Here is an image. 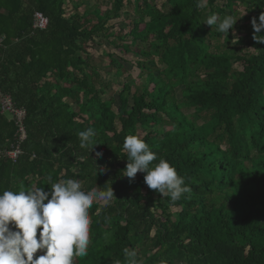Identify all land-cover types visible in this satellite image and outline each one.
Returning a JSON list of instances; mask_svg holds the SVG:
<instances>
[{
  "label": "trees",
  "instance_id": "trees-1",
  "mask_svg": "<svg viewBox=\"0 0 264 264\" xmlns=\"http://www.w3.org/2000/svg\"><path fill=\"white\" fill-rule=\"evenodd\" d=\"M131 4L139 22L123 35L122 24L111 32L108 23ZM165 6L0 0V95L24 111L25 132L20 156H3L15 145L16 127L0 112V192L49 191V176L51 183L77 179L85 190L111 185L116 199L94 202L88 255L74 264H127L125 248L142 264H264V43L253 39L251 25L264 0H166ZM237 7L242 18L228 35L204 23L213 13L218 23L237 18ZM35 12L47 19L44 30L32 29ZM110 37L136 57L145 76L138 86L127 76L116 96L104 99L113 84L87 48ZM102 55L107 72L125 74L124 60ZM175 86L182 87L179 98ZM88 128L99 143L90 153L78 136ZM129 134L167 159L191 192L173 202L147 187L145 173L123 176ZM96 165L106 171L97 173Z\"/></svg>",
  "mask_w": 264,
  "mask_h": 264
},
{
  "label": "clouds",
  "instance_id": "clouds-1",
  "mask_svg": "<svg viewBox=\"0 0 264 264\" xmlns=\"http://www.w3.org/2000/svg\"><path fill=\"white\" fill-rule=\"evenodd\" d=\"M198 6L202 4L198 3ZM218 20V15L213 13L204 23L211 27L218 24L217 30L228 35L238 19L226 15L219 23ZM251 25L253 39L264 43V12L260 13L258 20L253 17ZM95 135L92 128L79 132L80 148L89 149L90 153L93 146L99 144L92 139ZM123 149L128 156L123 176L134 179L138 172L145 173L147 187L170 197L173 202L182 194L191 192L176 168L167 159H158L156 152L142 138L127 135ZM102 156V151H96V157ZM79 159L87 157L80 156ZM157 159L158 162L153 163ZM96 167L97 173L106 171L103 166ZM48 180L51 184L49 191L35 187L0 192V264H74V258L88 255L90 209L95 201H103L107 206L116 199L113 188L105 184L85 190L77 179L51 183L52 177L49 176ZM124 255L127 264H142L134 249L125 248ZM114 264L121 262L116 260Z\"/></svg>",
  "mask_w": 264,
  "mask_h": 264
},
{
  "label": "rangeland",
  "instance_id": "rangeland-1",
  "mask_svg": "<svg viewBox=\"0 0 264 264\" xmlns=\"http://www.w3.org/2000/svg\"><path fill=\"white\" fill-rule=\"evenodd\" d=\"M73 1H75V0H73ZM85 1L89 5H92L94 3V0H85ZM165 2H166V0H152V3L158 9H162L163 11H167L168 10L167 6H165V8L163 9ZM103 9H104V7H101V10H103ZM236 10L238 13V16L236 19H238L237 21L239 22L240 21L239 19L242 18L240 16L243 13L242 12L243 9L241 7H237ZM132 21H138L137 17L135 16V12L133 10V4L125 7L124 13L121 15V18L116 20V21H111L110 23H108V26L113 27V29H111V32L117 33L119 30L118 29L119 25L122 24L124 26V28L122 30V33L120 32V34L123 35V34L127 33L128 30L130 29ZM141 29H142V25H139L138 30H141ZM232 36H233V38H235V34H232ZM112 42L114 43V45H112ZM103 51H108V52L114 54L115 57L125 61L123 63V66L125 68V74L124 75L117 78V77L113 76L112 72L109 73V72H107V70L104 69L105 68L104 65L108 61H107V58L102 55ZM128 51L135 52L136 49L130 47ZM87 52H88L89 56L92 58V60L94 61V63L100 67L101 76L103 77V79L106 81H109L110 83L113 84L112 91L108 92V94H106L104 96V99L108 98L109 95H112L113 97H115L116 93L119 92V90H120L119 84L124 82L127 76H129L133 80L135 86L142 84L141 82L143 81V77L145 75L142 74V76H141L139 73V70L136 69V67L134 66L133 63L136 60V57H134L131 53L123 52L121 50V48L118 46V41L116 39H114V37H110L108 39H104V38L97 39L95 44L89 45V47L87 48ZM234 66H237V65H234ZM155 68H157V70H162L164 67L161 64L157 63ZM149 88H151V86ZM181 90H182L181 86H175L174 87V92H175L176 98H179ZM188 112L191 113V111H188Z\"/></svg>",
  "mask_w": 264,
  "mask_h": 264
},
{
  "label": "built area",
  "instance_id": "built-area-1",
  "mask_svg": "<svg viewBox=\"0 0 264 264\" xmlns=\"http://www.w3.org/2000/svg\"><path fill=\"white\" fill-rule=\"evenodd\" d=\"M46 25L47 19L41 13L35 12L33 14L32 29L44 30ZM0 112L9 114L16 127L14 135L15 145L9 151L2 153L6 158L15 161L21 154V145L25 140V132L22 126L24 111L14 108L8 96L0 95Z\"/></svg>",
  "mask_w": 264,
  "mask_h": 264
}]
</instances>
